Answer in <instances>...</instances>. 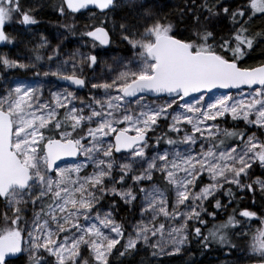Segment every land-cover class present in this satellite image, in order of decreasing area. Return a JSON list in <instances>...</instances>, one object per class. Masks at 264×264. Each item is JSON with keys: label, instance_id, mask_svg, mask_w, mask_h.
<instances>
[{"label": "snow or ice", "instance_id": "1", "mask_svg": "<svg viewBox=\"0 0 264 264\" xmlns=\"http://www.w3.org/2000/svg\"><path fill=\"white\" fill-rule=\"evenodd\" d=\"M53 7L61 44L0 52V264H264V0ZM16 24L41 21L0 0V46Z\"/></svg>", "mask_w": 264, "mask_h": 264}, {"label": "trees", "instance_id": "2", "mask_svg": "<svg viewBox=\"0 0 264 264\" xmlns=\"http://www.w3.org/2000/svg\"><path fill=\"white\" fill-rule=\"evenodd\" d=\"M178 2L179 0H161L162 6L167 5V11H172L173 7ZM21 3L25 8L35 9L37 19L41 21V24L36 27H31V31L28 32L23 31V26L19 24H16L15 28H11L9 35L16 38L19 47H23L22 52H24L25 54H32L29 49H32L35 46V44L39 41L41 35L48 37L49 44H55V46L61 44L60 40L54 39L53 37L58 33V31H63V29L60 28V25L62 23H71L72 21L63 20L62 18H59L55 13L53 6L59 3V0H21ZM82 20H84V22H82ZM86 22H88L87 17L77 19L75 21V23H77L78 25ZM73 39L76 38L71 37L69 38V40L63 41V43L67 45L69 51L75 49V47L72 46L75 44L70 42ZM40 54L47 56L45 52L40 51ZM255 55L259 57L261 53L257 51ZM257 62V60L249 61L250 64H255ZM108 63H111L110 59L108 60ZM103 71L104 67L101 66V68L98 69V72ZM86 74H90L88 70H86ZM24 75L25 74H23L22 76ZM27 77H29V75H27ZM256 227H258V225H252L253 229ZM238 255L242 258L237 259L236 256L229 258L224 256L220 251L205 252L201 254L199 250H194L193 258L198 262V264H252L255 262L253 259H249L248 254L246 253H240ZM188 261L189 257L186 253H181L174 257L164 256L161 257L159 261H157L156 258L150 257L148 254L142 253L140 256L133 257V259L129 261V264H152V262H155V264H188Z\"/></svg>", "mask_w": 264, "mask_h": 264}, {"label": "flooded vegetation", "instance_id": "3", "mask_svg": "<svg viewBox=\"0 0 264 264\" xmlns=\"http://www.w3.org/2000/svg\"><path fill=\"white\" fill-rule=\"evenodd\" d=\"M82 22H84V20H82ZM36 26H38V25H34V26H30V28L31 27H36ZM24 27V26H23ZM6 31L8 32V34H9V32L11 31V29H9V28H6ZM13 37V36H12ZM55 46V44H49L48 45V48H52V47H54ZM62 46V45H61ZM73 47H76L77 45H72ZM22 50H23V47L22 46H13V45H8L7 47H4V46H0V52H3V53H5V54H7V55H9L11 58H17V57H23V56H28V57H31L32 55H33V53L32 54H25L24 52H22ZM29 50H31V49H29ZM41 52H45V54H50V52H48L47 50H41ZM21 62H25V63H27L28 62V60H25V59H21ZM12 73H13V75L15 76V75H20V76H22L23 74H25L23 71H21V72H19V73H17V71L16 70H10ZM27 75H29V77L28 78H31V79H34V77H33V73L31 72V71H28L27 73H26ZM79 95H81V96H83L84 95V93L83 92H81V93H79Z\"/></svg>", "mask_w": 264, "mask_h": 264}, {"label": "water", "instance_id": "4", "mask_svg": "<svg viewBox=\"0 0 264 264\" xmlns=\"http://www.w3.org/2000/svg\"><path fill=\"white\" fill-rule=\"evenodd\" d=\"M219 91L223 92V91H227V90H219ZM253 264H255V263H253Z\"/></svg>", "mask_w": 264, "mask_h": 264}, {"label": "rangeland", "instance_id": "5", "mask_svg": "<svg viewBox=\"0 0 264 264\" xmlns=\"http://www.w3.org/2000/svg\"><path fill=\"white\" fill-rule=\"evenodd\" d=\"M49 55V54H48Z\"/></svg>", "mask_w": 264, "mask_h": 264}]
</instances>
